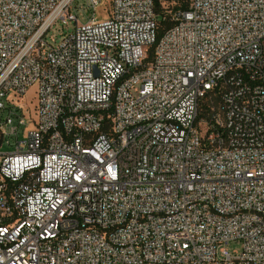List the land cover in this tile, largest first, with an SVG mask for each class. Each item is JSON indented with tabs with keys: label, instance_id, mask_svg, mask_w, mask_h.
Returning <instances> with one entry per match:
<instances>
[{
	"label": "built area",
	"instance_id": "obj_1",
	"mask_svg": "<svg viewBox=\"0 0 264 264\" xmlns=\"http://www.w3.org/2000/svg\"><path fill=\"white\" fill-rule=\"evenodd\" d=\"M74 2L0 0V264H264V0Z\"/></svg>",
	"mask_w": 264,
	"mask_h": 264
},
{
	"label": "rangeland",
	"instance_id": "obj_2",
	"mask_svg": "<svg viewBox=\"0 0 264 264\" xmlns=\"http://www.w3.org/2000/svg\"><path fill=\"white\" fill-rule=\"evenodd\" d=\"M81 2L83 3V0H75V2L71 5L70 10L71 12L78 14V22L84 23L87 20V17L90 16V10L82 11L80 9H77L75 11L76 3ZM110 8V0H102V3L97 6L95 9V18L98 20L104 19L107 14L108 10ZM74 29V21L68 20L67 22H62L61 19H57L51 26V28L46 32L45 34V41L50 44L51 46H57L61 39L66 36L68 33H71ZM31 90L28 92L30 94ZM203 129V134H204ZM19 138H21V135H19ZM14 149L13 145H3L0 148V151L6 152L11 151ZM225 248L229 252H233L234 250L240 249V241H230L228 244L225 245Z\"/></svg>",
	"mask_w": 264,
	"mask_h": 264
},
{
	"label": "trees",
	"instance_id": "obj_3",
	"mask_svg": "<svg viewBox=\"0 0 264 264\" xmlns=\"http://www.w3.org/2000/svg\"><path fill=\"white\" fill-rule=\"evenodd\" d=\"M211 100L208 97L204 98L203 103L201 105V114L202 115H207L208 110H209V106H210L209 104H211V102H213L215 104L217 103V97L216 98L211 97Z\"/></svg>",
	"mask_w": 264,
	"mask_h": 264
}]
</instances>
